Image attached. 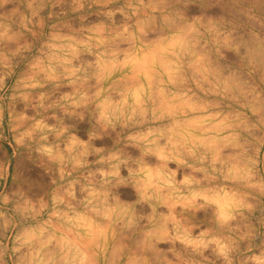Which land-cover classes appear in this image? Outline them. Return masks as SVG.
<instances>
[{
  "label": "clouds",
  "instance_id": "1",
  "mask_svg": "<svg viewBox=\"0 0 264 264\" xmlns=\"http://www.w3.org/2000/svg\"><path fill=\"white\" fill-rule=\"evenodd\" d=\"M0 152V264H264V0H0Z\"/></svg>",
  "mask_w": 264,
  "mask_h": 264
},
{
  "label": "rangeland",
  "instance_id": "2",
  "mask_svg": "<svg viewBox=\"0 0 264 264\" xmlns=\"http://www.w3.org/2000/svg\"><path fill=\"white\" fill-rule=\"evenodd\" d=\"M3 150H6L8 152L9 157H11V149L8 148L7 144L3 145ZM0 154H2V152H0ZM12 163H13V165H15L17 163L15 158H12Z\"/></svg>",
  "mask_w": 264,
  "mask_h": 264
}]
</instances>
